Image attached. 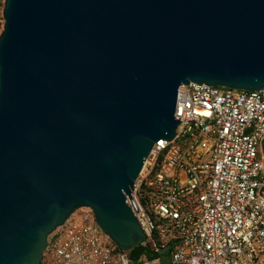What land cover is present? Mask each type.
I'll use <instances>...</instances> for the list:
<instances>
[{"label": "water", "instance_id": "95a60500", "mask_svg": "<svg viewBox=\"0 0 264 264\" xmlns=\"http://www.w3.org/2000/svg\"><path fill=\"white\" fill-rule=\"evenodd\" d=\"M2 17L0 264H41L82 208L143 245L128 200L179 88L264 89V0H4Z\"/></svg>", "mask_w": 264, "mask_h": 264}, {"label": "built area", "instance_id": "2783aa9c", "mask_svg": "<svg viewBox=\"0 0 264 264\" xmlns=\"http://www.w3.org/2000/svg\"><path fill=\"white\" fill-rule=\"evenodd\" d=\"M175 116L173 140L154 145L128 200L142 246H172L170 264H264V89L182 85ZM116 247L82 208L52 234L43 260L128 264Z\"/></svg>", "mask_w": 264, "mask_h": 264}, {"label": "trees", "instance_id": "16d2710c", "mask_svg": "<svg viewBox=\"0 0 264 264\" xmlns=\"http://www.w3.org/2000/svg\"><path fill=\"white\" fill-rule=\"evenodd\" d=\"M172 251V246H168L165 249H159L158 252H154L149 250L145 246H137L134 247L133 249L129 251H121L118 247L115 248L114 255L119 256V255H124L128 261V264H139L142 260V258L145 256L148 260H156L158 256H160L163 252H166L167 254L170 255ZM41 264H45V261Z\"/></svg>", "mask_w": 264, "mask_h": 264}, {"label": "rangeland", "instance_id": "374dc122", "mask_svg": "<svg viewBox=\"0 0 264 264\" xmlns=\"http://www.w3.org/2000/svg\"><path fill=\"white\" fill-rule=\"evenodd\" d=\"M3 6H4V0H0V34L3 30V23H4L3 17H2ZM260 156L261 154L259 153V157ZM157 259H158V263L156 264H170V255L167 254L166 252H163L160 256L157 257ZM149 261L151 263L153 262V260H149Z\"/></svg>", "mask_w": 264, "mask_h": 264}]
</instances>
